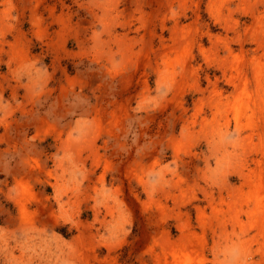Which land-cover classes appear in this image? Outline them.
<instances>
[{"label":"rangeland","instance_id":"rangeland-1","mask_svg":"<svg viewBox=\"0 0 264 264\" xmlns=\"http://www.w3.org/2000/svg\"><path fill=\"white\" fill-rule=\"evenodd\" d=\"M0 264H264V0H0Z\"/></svg>","mask_w":264,"mask_h":264}]
</instances>
